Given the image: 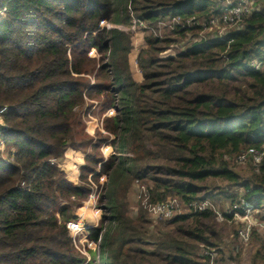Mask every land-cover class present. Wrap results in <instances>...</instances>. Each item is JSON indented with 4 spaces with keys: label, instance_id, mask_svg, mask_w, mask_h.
Returning a JSON list of instances; mask_svg holds the SVG:
<instances>
[{
    "label": "trees",
    "instance_id": "1",
    "mask_svg": "<svg viewBox=\"0 0 264 264\" xmlns=\"http://www.w3.org/2000/svg\"><path fill=\"white\" fill-rule=\"evenodd\" d=\"M251 1L244 20L221 33L175 25L156 35L175 16L220 15L224 0H0V136L15 147L0 158V264H213L205 250L226 260L213 210L152 226L142 201L129 214L133 185L152 203L241 197L264 222V161L238 172L224 159L264 145V67L250 64L264 58V0ZM133 19L152 32L135 53L139 79L126 67L131 32L116 27ZM170 47L181 49L162 55ZM88 99L116 113L103 122L113 153L88 157L99 164L94 181L107 180L102 218L87 234L99 249L86 261L66 223L96 168L83 165L76 183L61 164L69 149L98 150L108 138L85 134ZM260 247L249 264H264ZM236 255L225 264H239Z\"/></svg>",
    "mask_w": 264,
    "mask_h": 264
},
{
    "label": "rangeland",
    "instance_id": "2",
    "mask_svg": "<svg viewBox=\"0 0 264 264\" xmlns=\"http://www.w3.org/2000/svg\"><path fill=\"white\" fill-rule=\"evenodd\" d=\"M167 21V20H166ZM164 21V22H166ZM102 26H109L110 24L108 22H101ZM148 24L146 22H138L136 19H133L132 24L129 27H125L122 25H116L117 28L125 31L131 32L132 35V42H133V51L126 54L125 60H126V67L129 71L133 74V76L136 79H139L140 76V70L137 67V63L135 62V53L138 50L139 46L142 44L143 39L146 35L151 34L152 32L148 29ZM228 26H225L222 31H224ZM165 27H163V24H158L157 28L153 31L156 35H161L164 32H166V29L163 30ZM214 29H216L214 27ZM212 29H208L206 31H210ZM177 51L181 48H176ZM176 49H173V47H170L168 50L163 52L162 55H168L175 52ZM90 57H97V51L92 48L89 51ZM89 83H93L96 79H94L93 76H87ZM105 83L109 84V80L105 79ZM104 93H102L100 96L102 97ZM99 97V98H101ZM85 115H84V129L85 134H87L89 137L93 136L92 138H96L99 135L108 136L106 140H104L103 143L97 148H92L91 146H83L79 149H69L66 153V156L61 164V168L65 172L66 176L73 182L78 183L79 182V176L81 174V167L83 165H92V163L89 161L88 157H94L98 158L102 156L103 160L108 157L111 153H113V146L111 144V140L113 135H109L103 128V122L105 117H112L116 113V110L114 108H108L104 111L100 110V103L97 99H88L85 103ZM99 132V133H97ZM97 133V134H96ZM101 135V136H102ZM226 161L228 164L236 171L242 172L246 170L249 166V164L243 163V162H237L235 158L227 153H224ZM4 156L7 155V150L3 154ZM233 157V158H232ZM96 168L95 172L88 173L86 177V181L83 182L86 186H89L91 188L90 193L88 194L87 198L83 201L82 205L77 209L79 212V215L81 218H83L84 221H87V224H93L100 222V219L102 218V214L104 212L103 207H101L100 204V197L103 193V187L107 180V176L105 174H101L97 181H94L93 174L97 171L99 172V164L92 165ZM106 179V180H104ZM221 179H215L214 181H211L209 183V186H212L214 182L220 181ZM217 184H221L217 183ZM212 189V188H211ZM210 189V191H211ZM145 190L141 189V187L137 185H133V194L132 197L129 200V214L134 215L137 212L138 203L143 200L145 197ZM208 199L212 200L214 204L217 206L218 210L220 212H223L225 209L226 204L230 202L229 199L225 198L222 195H213L210 196ZM98 208V212H97ZM100 209V210H99ZM97 213L99 216H97ZM256 213H254L255 216ZM257 217V216H255ZM148 218L152 220V226H156L161 222H164L165 220L161 219H154L151 218L148 214ZM258 220H260L257 217ZM218 221L221 223L224 222V224L219 227L220 235L222 236L223 243H221L220 247L225 250L224 257L226 260L221 262H216L215 259L219 258L220 256L217 254L216 250L213 251V264H225V263H231L234 262L233 257H237V253L240 254L239 256V264H249L252 256L257 248H261V243L264 242V231H262L259 227H254L253 232L249 239L247 241H240L237 233L235 234V231H237L240 227L241 222L235 219H219ZM152 229L154 227H151ZM98 248V247H96ZM98 250V249H97ZM96 250V251H97ZM264 250V249H263ZM232 257V258H231Z\"/></svg>",
    "mask_w": 264,
    "mask_h": 264
},
{
    "label": "built area",
    "instance_id": "3",
    "mask_svg": "<svg viewBox=\"0 0 264 264\" xmlns=\"http://www.w3.org/2000/svg\"><path fill=\"white\" fill-rule=\"evenodd\" d=\"M223 12L218 16H212L208 19H196L194 17L182 18L181 16H175L166 22H160L163 26L173 27L175 25L184 26H198L202 28L200 35L203 31L218 28V32L221 33L225 26H234L235 24L244 20V18L252 11L253 2L251 0H240L237 2H232L231 0H224L223 2ZM255 69H261L264 67V58L253 60L250 63ZM5 111V107H0V125L4 124L2 121V113ZM7 150V155L3 154ZM15 151V147H9L5 145L3 139L0 136V158H8L9 154ZM237 162H243L246 164L258 165L264 161V145L261 148L246 147L236 153L234 156ZM106 180V179H104ZM144 190V188H142ZM144 207L151 218L167 220L173 216L185 212H191L194 210H213L219 219H235L241 222L239 229L237 230V236L239 240L247 241L251 236L252 229L254 227H259L264 231V222L257 219L258 213L251 209L250 205L244 198H239L235 202H229L226 204L223 212H220L217 206L210 199H205L200 202H193L191 204H184L177 198H168L163 202H148L147 196L142 200ZM100 210V209H99ZM98 212V208H97ZM254 213L255 217L254 216ZM226 215V216H225ZM97 216L98 213H97ZM97 223L87 224L81 216L76 219H70L66 223L72 240L77 247V249L84 254L86 261L90 259V249H99V243L88 237V230L92 227L97 226ZM98 247V248H96ZM204 254L210 256V263L213 262V252L204 251Z\"/></svg>",
    "mask_w": 264,
    "mask_h": 264
},
{
    "label": "crops",
    "instance_id": "4",
    "mask_svg": "<svg viewBox=\"0 0 264 264\" xmlns=\"http://www.w3.org/2000/svg\"><path fill=\"white\" fill-rule=\"evenodd\" d=\"M76 214H77L78 217L80 216L78 211H76Z\"/></svg>",
    "mask_w": 264,
    "mask_h": 264
}]
</instances>
